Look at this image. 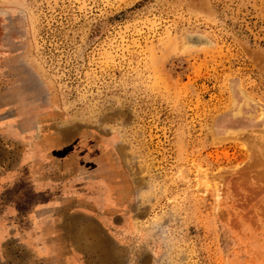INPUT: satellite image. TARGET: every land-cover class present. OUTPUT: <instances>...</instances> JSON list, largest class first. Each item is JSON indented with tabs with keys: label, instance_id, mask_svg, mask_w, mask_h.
Returning <instances> with one entry per match:
<instances>
[{
	"label": "rangeland",
	"instance_id": "374dc122",
	"mask_svg": "<svg viewBox=\"0 0 264 264\" xmlns=\"http://www.w3.org/2000/svg\"><path fill=\"white\" fill-rule=\"evenodd\" d=\"M262 176L264 0H0V264H264Z\"/></svg>",
	"mask_w": 264,
	"mask_h": 264
},
{
	"label": "bare ground",
	"instance_id": "6f19581e",
	"mask_svg": "<svg viewBox=\"0 0 264 264\" xmlns=\"http://www.w3.org/2000/svg\"><path fill=\"white\" fill-rule=\"evenodd\" d=\"M238 93H239V92H238ZM239 95H240V94H239ZM242 96H243V95H242ZM246 100H247V99H246ZM247 101H248V100H247ZM256 146H257V145H256ZM262 152H263V151H262ZM251 158H252V157H251ZM251 158H250V159H251ZM254 164H255V162H254ZM252 166H253V165H252ZM255 166H256V164H255ZM249 167H251V166H249ZM253 168H254V167H253ZM241 170H242V169H241ZM262 175H263V174H262ZM216 176H217V175H216ZM242 176H243V175H242ZM259 176H260V175H259ZM203 177H205V176H203ZM244 177H248V176H244ZM244 177H243V178H244ZM249 177H250V176H249ZM254 177H255V180H258V179L261 180V177L258 178V177L255 176V175H254ZM254 177H253V179H254ZM262 177H264V176H262ZM200 178H201V177H200ZM243 178H242V179H243ZM257 178H258V179H257ZM241 181H242V180H241ZM253 181H254V180H253ZM244 182H245V181H244ZM255 182H256V181H255ZM233 184H234V183H233ZM233 184H232V185H233ZM238 184L241 185V183H238ZM249 184H250V182H249ZM261 185H262V184H261ZM235 187H236V186H235ZM238 187H239V185H238ZM244 187H245V186H244ZM263 188H264V187H263ZM263 188L261 187V189H262L261 191L264 190ZM242 190H243V189H242ZM254 190H255V189H254ZM258 190H259V189H258ZM259 191H260V190H259ZM257 193H258V192H257ZM214 196H215V195H214ZM214 201H215V200H214ZM258 201H259V200H258ZM258 201H257V202H258ZM257 202H256V203H257ZM258 204H259V203H258ZM251 206H252V205H251ZM214 208H215V207H214ZM248 208H249V207H248ZM249 209H250V208H249ZM260 210H261V209H260ZM262 210H263V209H262ZM262 213H263V212H262ZM263 215H264V214H263ZM238 226H239V225H238Z\"/></svg>",
	"mask_w": 264,
	"mask_h": 264
}]
</instances>
